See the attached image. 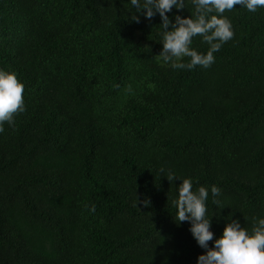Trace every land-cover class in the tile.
Here are the masks:
<instances>
[{"label":"trees","instance_id":"16d2710c","mask_svg":"<svg viewBox=\"0 0 264 264\" xmlns=\"http://www.w3.org/2000/svg\"><path fill=\"white\" fill-rule=\"evenodd\" d=\"M184 4L173 23L194 16ZM145 11L0 0V70L25 104L0 132V264H197L206 250L174 219L184 178L209 191L214 239L264 218V7L223 13L233 38L191 70L158 55L162 20Z\"/></svg>","mask_w":264,"mask_h":264},{"label":"clouds","instance_id":"9594fccd","mask_svg":"<svg viewBox=\"0 0 264 264\" xmlns=\"http://www.w3.org/2000/svg\"><path fill=\"white\" fill-rule=\"evenodd\" d=\"M192 3L195 5L194 16L192 13L189 17L176 15L173 23L167 13L173 7L185 8L184 0H143V4L140 0H131L137 13L146 10L143 15L149 20L159 13L163 28V49L158 55L164 62L171 63L173 68L191 70L197 65L209 67L215 61L214 53L234 36L231 21L222 14L237 5L245 7L249 12L264 7V0H192ZM214 12L217 14H212ZM132 20L138 23L139 16H133ZM196 36H201L210 46L206 54L192 47ZM184 58H189L187 63L183 62ZM23 92L24 85L14 72L0 70V132L4 131V123L12 125L14 117L25 111ZM166 177L172 182L177 176L168 172ZM211 193L218 196L220 189L213 185ZM208 196L206 187L200 186L194 191L192 180L184 178L178 186V197L173 200L176 223L190 221L191 234L197 244L206 250L198 256L197 264H264V218L254 219L251 231L241 226L239 220L229 219L222 235L214 239L211 218L207 217ZM138 202L146 206L150 204L149 199L139 201L137 196ZM214 204L218 206V202ZM91 211H95V205ZM213 240L214 246L209 247V241Z\"/></svg>","mask_w":264,"mask_h":264}]
</instances>
